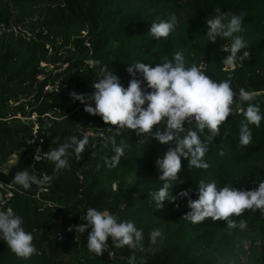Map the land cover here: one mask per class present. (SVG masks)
<instances>
[{"label": "trees", "instance_id": "16d2710c", "mask_svg": "<svg viewBox=\"0 0 264 264\" xmlns=\"http://www.w3.org/2000/svg\"><path fill=\"white\" fill-rule=\"evenodd\" d=\"M217 8L246 14L243 30L234 35L244 38L251 58L234 68L222 63L230 54L231 38L212 43L206 36L207 19ZM173 15L177 26L166 39L149 34L153 22ZM177 51L187 66L196 63L214 80H230L237 98L241 88L255 92L253 103L264 115V0H0V194L7 200L5 210L23 218L37 248L31 258L20 259L0 240V264H129L132 255L136 264H264V214L259 210L233 217L237 223L247 220L244 230L228 229L226 222L211 218L196 225L183 218L191 211L188 199L198 198L201 179L241 190L257 188L264 180V119L258 128L250 126L252 142L241 147L244 116H229L204 157L208 169H189L183 161L179 175L185 183L170 191L177 197L191 189L190 197L166 200L158 210L150 202V193L162 187L156 161L175 143L162 145L151 135L137 136L126 128L116 135L114 126L86 113L85 105L70 97L72 92L92 95L91 86L105 65L127 87L132 77L126 65L139 61L155 67L163 59L172 60ZM137 78L142 80L140 74ZM241 107L246 109L247 102ZM33 113L35 119L30 118ZM101 133L115 135L116 146L121 141L129 145L115 167L105 164L103 157L115 154L114 145ZM84 135L90 145L81 159L73 152L71 168L56 173L50 185L25 190L12 183L15 173L25 169L52 175L54 163L36 161L35 152ZM89 207L133 221L143 230L144 251L114 248L109 238L103 256L89 252L91 228L83 234L68 231L86 223L82 217ZM157 228L162 237L150 245L149 234Z\"/></svg>", "mask_w": 264, "mask_h": 264}, {"label": "clouds", "instance_id": "9594fccd", "mask_svg": "<svg viewBox=\"0 0 264 264\" xmlns=\"http://www.w3.org/2000/svg\"><path fill=\"white\" fill-rule=\"evenodd\" d=\"M215 13L207 19L208 41L215 43L217 38H231L230 54L222 63L230 68L236 67L238 62L242 65L243 61L251 58V53L246 50L249 46L244 38L234 34L243 30L242 22L246 14L221 12L219 8ZM176 26L177 18L173 15L170 20L153 22L148 32L157 40L166 39ZM126 71L132 77L127 87H124L119 78L105 65L101 68V78L91 86L94 89L92 95L72 92L70 97L73 101L84 104L86 113L100 116L106 125L114 126L116 135L126 128L137 136L151 135L162 145L175 143L174 148L169 147L156 161L162 187L150 193V202L154 201L158 210L163 208L166 200L175 202L178 198L190 197L191 189L179 192L177 197H173L170 191L175 185L185 183L179 175L183 161H188L189 169H208L210 165L204 157L214 138L220 135L221 127L229 116L237 112H242L244 116V120L239 124L241 147H246L252 142L253 133L250 126L258 128L264 119L259 104L253 103L256 99L255 92L241 88L237 98L230 80H214L196 63L187 66L182 52H175L172 60L163 59L155 67L150 63L134 62L126 65ZM137 74L142 76V80L137 78ZM144 82L147 87L143 86ZM93 102L95 107L91 106ZM243 102H247L246 109L241 107ZM185 124L188 125L187 129ZM107 130L113 131L112 128ZM182 133L184 135H181ZM101 135L104 136V133ZM104 139L114 145L115 154L111 158L103 159L107 166L115 167L129 145L121 141L116 146L115 135L104 136ZM89 145L87 135L82 138L68 137L57 148L43 152L44 158L55 165L52 175L38 176L35 172L30 173L25 169L15 173L12 183L22 186L25 190L30 189L32 185H50L56 173L71 168L69 157L73 152L76 159L80 160ZM91 147L94 149L96 145L91 144ZM104 147H107V144ZM95 154L93 151L92 155ZM219 155L223 156L224 152L221 151ZM197 188L198 198L188 199L191 211L183 216L194 225L211 218L214 222H226L228 229L238 227L244 230L247 228V220L239 219L237 223L233 217H242L246 211L259 210L264 214V180L259 181L258 187L252 190L237 189L231 183L218 187L216 181L206 183L203 179L199 181ZM6 205L7 200L0 194V240H3L18 258L29 259L37 254L34 236L25 229L24 220L20 215L11 208L5 210ZM82 219L86 220V223L70 226L68 231L75 230L76 233L83 234L91 228L87 236L89 252L103 256L109 249V238L114 248L127 246L132 250L144 251L143 230L138 229L133 221H120L109 211L97 210L95 207H89ZM161 237V229L153 230L149 234L150 245H156ZM108 255L113 253L108 252ZM129 264H136L135 255L129 257Z\"/></svg>", "mask_w": 264, "mask_h": 264}, {"label": "built area", "instance_id": "2783aa9c", "mask_svg": "<svg viewBox=\"0 0 264 264\" xmlns=\"http://www.w3.org/2000/svg\"><path fill=\"white\" fill-rule=\"evenodd\" d=\"M30 118L35 119V114L33 113V114L31 115ZM43 152H44V151H43L41 148H39V149L35 152L34 159H35L36 161H38V160H42V159H45L44 156H43ZM37 157H38V158H37ZM0 185H2V184L0 183ZM0 187H3V185L0 186ZM7 196H10V194L8 193ZM56 238H57L58 240H61V239H62V235H61V233H57V234H56Z\"/></svg>", "mask_w": 264, "mask_h": 264}, {"label": "rangeland", "instance_id": "374dc122", "mask_svg": "<svg viewBox=\"0 0 264 264\" xmlns=\"http://www.w3.org/2000/svg\"><path fill=\"white\" fill-rule=\"evenodd\" d=\"M15 158H16V156H14V159ZM10 162H12V161H10ZM241 260H242V262L247 263V259L245 257H241Z\"/></svg>", "mask_w": 264, "mask_h": 264}]
</instances>
